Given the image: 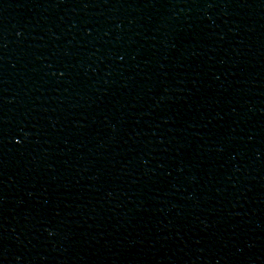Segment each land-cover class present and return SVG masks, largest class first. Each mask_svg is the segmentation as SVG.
Listing matches in <instances>:
<instances>
[{
    "label": "water",
    "instance_id": "95a60500",
    "mask_svg": "<svg viewBox=\"0 0 264 264\" xmlns=\"http://www.w3.org/2000/svg\"><path fill=\"white\" fill-rule=\"evenodd\" d=\"M0 264H264V0H0Z\"/></svg>",
    "mask_w": 264,
    "mask_h": 264
}]
</instances>
